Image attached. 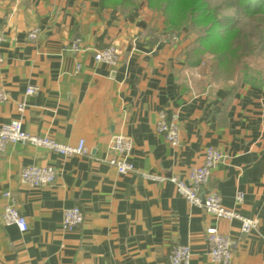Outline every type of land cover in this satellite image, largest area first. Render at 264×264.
Instances as JSON below:
<instances>
[{
  "label": "crops",
  "instance_id": "crops-1",
  "mask_svg": "<svg viewBox=\"0 0 264 264\" xmlns=\"http://www.w3.org/2000/svg\"><path fill=\"white\" fill-rule=\"evenodd\" d=\"M140 21L102 0H0V86L10 94L0 103V124L19 118L31 134L69 146L84 139L88 148L84 156H61L17 144L0 154V264H170L179 245L191 247V264H214L207 254L211 227L239 241L232 264H264V87L215 83L191 62L190 42L155 49L140 36L162 30ZM36 28L40 36L30 41ZM76 38L83 51L66 52ZM109 46L120 53L115 68L94 59ZM30 86L39 90L28 96ZM162 110L179 115L177 148L156 131ZM114 135L133 141L134 172L120 174L106 162ZM211 146L225 160L206 190L257 221L248 234L238 220L191 206L169 180L144 177L185 179ZM29 166H53L56 181L22 185ZM5 192L27 219L24 233L2 223ZM238 192L245 194L240 205ZM75 206L85 221L66 231L64 211Z\"/></svg>",
  "mask_w": 264,
  "mask_h": 264
},
{
  "label": "built area",
  "instance_id": "built-area-1",
  "mask_svg": "<svg viewBox=\"0 0 264 264\" xmlns=\"http://www.w3.org/2000/svg\"><path fill=\"white\" fill-rule=\"evenodd\" d=\"M40 36V29L36 28L28 33L30 41H37ZM144 42L152 41L155 49L159 46H174L180 42V36L170 33H144L140 36ZM4 37L0 36V42ZM66 52L77 54L83 51L82 39L76 38L65 49ZM94 59L97 63L106 64L112 68L119 65L121 57L115 46H109L103 50L95 52ZM82 65H78L76 71L79 72ZM39 88L30 86L26 95L31 96L38 92ZM10 100L9 92L0 86V103H6ZM25 104L19 103L18 110L23 112ZM156 131L164 136L167 143L173 148L181 145V125L177 113L168 114L162 110L158 114L156 122ZM31 145L38 148H44L61 156H84L88 154V148L84 139H81L76 146H69L58 142L50 136H38L25 130L21 119H13L7 123L0 124V154L3 153L9 145ZM133 141L125 135L112 136L109 143V153L112 157L106 162L115 167L120 174H127L135 171V165L129 160L133 150ZM225 160L222 151L215 147H208L204 153V159L200 166L191 169L185 179L178 177L166 178L152 174H144L146 179L165 182H172L178 193L193 207L200 208L206 213L213 215L217 219L238 220L241 222V232L250 233L257 225L254 218L242 216L233 209L226 208L222 203L221 195L216 191L206 190L213 171L219 167ZM57 170L53 166L39 167L29 166L22 170L20 182L33 188H41L52 185L57 178ZM6 205L2 213V223L6 226L15 225L20 232L28 230V222L17 207L15 197L11 192L3 194ZM245 194L238 192L235 200L240 205L244 202ZM85 221V215L82 208L75 206L67 208L64 211L62 227L66 231H75ZM208 257L214 264H232L236 250L239 247V241L221 233L218 228L211 227L206 230ZM193 252L189 245H179L175 247L169 255L170 264H191Z\"/></svg>",
  "mask_w": 264,
  "mask_h": 264
},
{
  "label": "rangeland",
  "instance_id": "rangeland-1",
  "mask_svg": "<svg viewBox=\"0 0 264 264\" xmlns=\"http://www.w3.org/2000/svg\"><path fill=\"white\" fill-rule=\"evenodd\" d=\"M202 4L219 19L234 20L235 30L219 42L204 45V54L199 56L195 54L199 48L195 41L199 40L197 30L201 25L194 21L204 9ZM109 5L155 30H173L180 40L190 42L191 62L215 83L234 88L246 80L264 87V13L247 16L236 0H112Z\"/></svg>",
  "mask_w": 264,
  "mask_h": 264
},
{
  "label": "trees",
  "instance_id": "trees-1",
  "mask_svg": "<svg viewBox=\"0 0 264 264\" xmlns=\"http://www.w3.org/2000/svg\"><path fill=\"white\" fill-rule=\"evenodd\" d=\"M110 1L112 0H102V3L104 6H110ZM236 3H238V6L242 8L247 16L251 14L254 15L257 13H264V0H236ZM232 5L233 4H231L230 7ZM201 7H204V9L202 13L198 14L197 21H194V24L201 25V28L197 30L199 40L195 41L199 47L195 50V54L199 56L204 54V45L209 44V42L212 41L219 42L228 35H231L233 30H235L234 20L231 18L219 19L210 7L205 6V4H202ZM160 32L177 34L173 30L167 28ZM190 49H192V46H190ZM188 56L191 58L190 55Z\"/></svg>",
  "mask_w": 264,
  "mask_h": 264
}]
</instances>
